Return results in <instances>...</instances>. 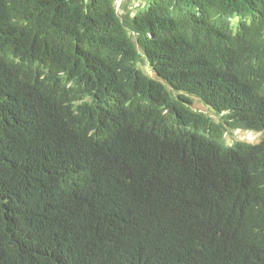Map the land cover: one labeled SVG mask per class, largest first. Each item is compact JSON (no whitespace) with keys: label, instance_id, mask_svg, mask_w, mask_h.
Wrapping results in <instances>:
<instances>
[{"label":"trees","instance_id":"trees-1","mask_svg":"<svg viewBox=\"0 0 264 264\" xmlns=\"http://www.w3.org/2000/svg\"><path fill=\"white\" fill-rule=\"evenodd\" d=\"M131 1L0 0V264H264V71L187 29L264 0Z\"/></svg>","mask_w":264,"mask_h":264},{"label":"clouds","instance_id":"clouds-1","mask_svg":"<svg viewBox=\"0 0 264 264\" xmlns=\"http://www.w3.org/2000/svg\"><path fill=\"white\" fill-rule=\"evenodd\" d=\"M264 23V22H263ZM188 29L189 36H198L203 39V43L209 47L211 50L218 53H231L236 62L244 67L247 74H254L257 71L258 65H262L264 71V54L261 51L248 52L236 46L233 40H229L223 44L219 42L217 38H209L204 36L202 33L198 32L193 26ZM142 53V52H141ZM143 55V54H142ZM144 57V55H143ZM144 60L147 59L144 57ZM148 68V66H145Z\"/></svg>","mask_w":264,"mask_h":264},{"label":"rangeland","instance_id":"rangeland-1","mask_svg":"<svg viewBox=\"0 0 264 264\" xmlns=\"http://www.w3.org/2000/svg\"><path fill=\"white\" fill-rule=\"evenodd\" d=\"M117 1L120 2V4L124 2V0H117ZM118 4L119 3L116 4V8H118ZM142 4H143V0H132L127 6V10L131 13L130 15L132 16L133 12H135V10L140 9ZM118 13H120V10L118 11ZM192 109L197 110L200 113L206 114L208 116H210L211 113H213L211 109L205 107L202 104H199L195 100H194V103L192 105ZM213 117H211V118L217 122L218 119L214 115H213ZM232 133L233 134L231 136L225 138L226 142H230L232 140H236V141L242 140V141H247L250 143H256V142H258V140L260 138L259 134L253 133V132H248V131H236V132H232Z\"/></svg>","mask_w":264,"mask_h":264},{"label":"bare ground","instance_id":"bare-ground-1","mask_svg":"<svg viewBox=\"0 0 264 264\" xmlns=\"http://www.w3.org/2000/svg\"><path fill=\"white\" fill-rule=\"evenodd\" d=\"M117 3L120 4V2H118V1H117ZM119 4H118V8H116L117 12L119 11ZM135 11H137V10H135ZM237 22H238V19L236 17H234V18H232L230 20V22H229V32H230V34H232L236 30V28L238 26ZM231 36H234V35H231Z\"/></svg>","mask_w":264,"mask_h":264}]
</instances>
